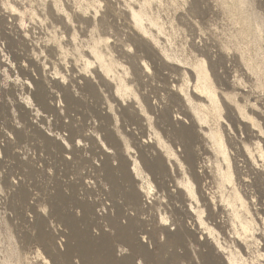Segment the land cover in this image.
<instances>
[{
  "label": "rangeland",
  "instance_id": "obj_1",
  "mask_svg": "<svg viewBox=\"0 0 264 264\" xmlns=\"http://www.w3.org/2000/svg\"><path fill=\"white\" fill-rule=\"evenodd\" d=\"M0 264H264V0H0Z\"/></svg>",
  "mask_w": 264,
  "mask_h": 264
},
{
  "label": "bare ground",
  "instance_id": "obj_2",
  "mask_svg": "<svg viewBox=\"0 0 264 264\" xmlns=\"http://www.w3.org/2000/svg\"><path fill=\"white\" fill-rule=\"evenodd\" d=\"M147 67V69L149 68V66H146ZM180 118H182V117H180V116H178L176 119L177 120H179ZM193 154H188V158H190V159H192L193 158V156H192ZM193 175H194V177H195V179L198 181L199 180V183H200V176L195 172V171H193ZM204 197V196H203ZM205 198V197H204Z\"/></svg>",
  "mask_w": 264,
  "mask_h": 264
}]
</instances>
